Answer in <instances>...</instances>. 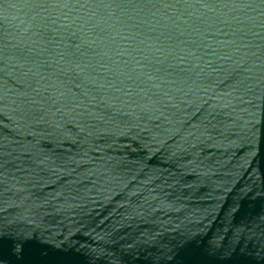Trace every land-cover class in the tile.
I'll list each match as a JSON object with an SVG mask.
<instances>
[{
	"label": "water",
	"instance_id": "water-1",
	"mask_svg": "<svg viewBox=\"0 0 264 264\" xmlns=\"http://www.w3.org/2000/svg\"><path fill=\"white\" fill-rule=\"evenodd\" d=\"M0 264H264V0H0Z\"/></svg>",
	"mask_w": 264,
	"mask_h": 264
}]
</instances>
